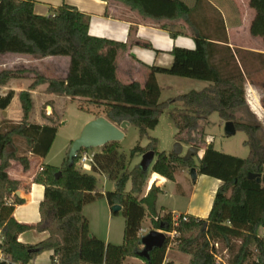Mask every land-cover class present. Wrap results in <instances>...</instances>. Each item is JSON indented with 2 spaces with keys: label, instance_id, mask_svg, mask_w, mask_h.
<instances>
[{
  "label": "trees",
  "instance_id": "trees-1",
  "mask_svg": "<svg viewBox=\"0 0 264 264\" xmlns=\"http://www.w3.org/2000/svg\"><path fill=\"white\" fill-rule=\"evenodd\" d=\"M115 1L124 3L146 19L157 22L183 19L194 26L191 23L193 9L181 0ZM35 3V0H0V55L66 57L70 59V66L65 80H47L37 75L29 90L19 95L23 120L18 124L8 121L0 124V228L5 235V250L23 264L46 251L54 252L52 264H126L129 259L145 264H165L169 241L174 234L179 251L191 257L189 264H222L217 260L219 244L229 250V264H258L253 260L255 254L263 260L264 236L259 232L264 230V143L259 124L243 122L242 113L249 110V104L246 78L241 69L230 60L225 66L222 62H214L213 44L199 34L196 50L174 48L173 66L170 69L151 68L145 86L138 82L124 84L117 76V59L126 49L124 44L90 36V17L73 6L64 4L54 9L51 16H39L34 11ZM249 7L255 12L250 34L261 38L264 44V0H250ZM170 32L176 36L172 28ZM17 74L1 72L0 88ZM157 74L206 81L211 85L202 91H191L160 102ZM42 84H48L51 94L84 99L87 104L103 109L105 118L114 125L129 122L139 130L141 138L157 128L165 110L181 104L180 110L171 113L178 141L197 149L192 133L198 131L200 121L217 113L225 122H234L237 132L246 133L249 156L241 159L219 152L211 143L196 165L194 158L185 161L174 153L158 152V140L150 138L149 145H137L129 159L119 151V143L103 147L95 154L93 171L86 173L78 165L79 158L70 165L68 155L62 168L45 165L34 178V183L45 187L41 223L36 226L21 224L13 213L15 205L23 203L16 195L22 184L9 177L8 169L12 161H17L28 171L27 155L30 153L47 158L58 132L55 121L48 125L29 122L34 109L30 91ZM14 97L13 91L6 96L0 91V110L6 111ZM86 103L80 104V109L90 112ZM95 116L99 118L101 114ZM184 135L188 136L185 140ZM19 139L27 146V153L21 156ZM150 151L155 152V161L148 172L140 165L129 169L135 156ZM181 166L189 170L196 168L198 176L223 183L207 219L180 214L175 222L172 213L164 214V209L158 211V197L163 190L156 185L139 198L150 174H155V182H161L160 177L175 182ZM59 172L62 175L57 177ZM250 174L261 175V182L249 179ZM96 175L114 183L115 190L101 193ZM129 183L132 185L130 191L127 190ZM11 198H14L13 203H10ZM99 198H105L110 207L123 208L122 245L106 244L90 232L84 207ZM146 219L151 221L154 230L167 235L166 245L152 251L149 260L139 255L142 250L140 233ZM32 230L48 232L50 237L37 245L18 242L20 234Z\"/></svg>",
  "mask_w": 264,
  "mask_h": 264
},
{
  "label": "crops",
  "instance_id": "crops-1",
  "mask_svg": "<svg viewBox=\"0 0 264 264\" xmlns=\"http://www.w3.org/2000/svg\"><path fill=\"white\" fill-rule=\"evenodd\" d=\"M181 1L193 9L191 23L196 29L183 19L157 22L143 18L137 11H133L124 3L115 0L108 2L103 0H35L34 11L39 16H51V10L64 4L73 6L90 17V36L124 44L126 49L120 52L117 59V76L124 84L138 82L145 86L151 68L170 69L174 64L172 55L174 48L194 51L197 48L196 38L202 34L213 44L214 62H222L225 66L230 60L231 64H236L241 69L246 78L247 102L251 103L255 113H262L263 110L258 103L259 97L261 99L264 96V84L261 89V85L255 82L252 75L264 74V44L261 38L253 37L250 34V26L255 17V12L249 7L250 0ZM162 26L167 27L163 28ZM171 28L172 32L176 34L175 37L171 35ZM69 66L70 59L66 57L40 58L17 54L0 55V73L3 71L18 73L6 86L0 88L3 96L11 91L15 92V97L7 110H0V124L4 121L18 124L23 120L22 106L18 113L13 112L12 106L17 100L20 101L19 95L22 92L29 90L37 75L47 80H65L68 76ZM156 80L161 89V96L162 84H164L171 91L178 92L174 98L191 92L190 90L193 88H197L193 91H202L211 85L206 81L166 74H157ZM30 93L33 102L36 96L42 98V109L40 114H36L35 117L32 112L29 122L48 125L51 124V121H55L56 117L51 115L53 109L49 104H54L53 97L65 96L49 93L48 84L39 85ZM252 99L256 104H252ZM44 106L48 113H43ZM4 112L7 116L3 115ZM211 143L214 144L209 138L207 144ZM27 156L30 160L28 171H25L17 161H12L11 167L8 169L9 177L22 184L19 191L21 197H24L22 204L15 205L13 216L21 224L36 226L42 221L41 211L45 201V187L34 183V178L43 166L50 164L46 163L47 158L43 159L31 153ZM63 164L61 166L51 164V166L62 168ZM177 174L175 182L160 176L161 182L152 180L144 196L148 194L153 185H156L163 190V193L158 197V211L164 209V214H185L207 219L212 211L217 191L223 183L207 176H198L196 186L189 189L184 185L187 183L188 175H182L180 181ZM205 186H207V191L203 192L200 188ZM131 187L132 185L129 183L127 190L130 191ZM174 196L179 197L178 202L172 201ZM104 200L109 209V219H112L114 214L112 207L106 199ZM13 202L14 198L10 199V203ZM85 208L86 206L84 210ZM89 225L92 236L106 244H112L109 234L103 237L97 233V229L93 231L91 223ZM49 237L48 232L32 230L20 234L18 242L25 245H37ZM53 256V251H46L31 262L33 264H52Z\"/></svg>",
  "mask_w": 264,
  "mask_h": 264
},
{
  "label": "rangeland",
  "instance_id": "rangeland-1",
  "mask_svg": "<svg viewBox=\"0 0 264 264\" xmlns=\"http://www.w3.org/2000/svg\"><path fill=\"white\" fill-rule=\"evenodd\" d=\"M247 13V8H246ZM51 15H53V10H51ZM259 46V45H258ZM247 59L249 57L247 56ZM253 79L256 83H259L261 89L264 84V74H256L252 75ZM163 91L162 96L160 97V102L168 101V99L174 98L178 92H173L171 89L167 88L168 86L162 84ZM197 89V88H193ZM190 90V91H193ZM186 91V90H182ZM189 91V90H187ZM195 91V90H194ZM199 91V90H198ZM186 93V92H185ZM247 96V92H246ZM40 97L36 96L34 98V109L32 115L35 117L36 114H40L42 109ZM54 104L50 103L52 106L53 112L51 111V115L56 117L55 121L58 126V132L55 138V141L52 145V148L48 154L46 159V163L62 165L66 158L69 155L71 146L73 142L78 139L84 129V127L89 123L88 121H92L96 118L95 115L101 114V117H105L103 113V109L99 110L96 107L89 105L83 99H75L67 98V97H53ZM252 104H256L252 99ZM86 103V107L90 109V112L86 110L80 109V104ZM249 110H246L242 113L243 122L248 124H259L261 127L260 138L264 143V96L260 99L259 97V106L263 110L262 113H255L252 110V105L249 103ZM182 108L181 104H177L171 106L167 110L164 111L163 115L160 118L159 125L155 130L149 131L148 136L145 138H141L139 130L131 126L125 131L124 139L119 142V151L126 155L129 159L131 156V152L136 148L137 145H141L142 147H147L150 143V138H154L158 140L157 150L158 152H166L167 154L173 153L175 150L176 144L178 141V130L175 127L174 121L171 118V113L180 110ZM12 110L15 113L21 111L20 101L17 100L16 103L13 104ZM43 113H48L46 106L43 107ZM87 122V124H85ZM226 123L220 116L215 113L206 119L200 121V127L198 131L192 133V137L194 138V144L198 146L199 152L194 157V163L196 165L199 164L200 158L203 157L204 150L207 147V140L211 138L214 143L213 146L215 150L238 157L241 159H246L249 156V148L245 145L248 137L246 133L242 131H238L235 136L228 137L225 134V126ZM188 138L187 135L183 136L185 140ZM183 147L184 157L189 149L184 142H180ZM17 145L20 149V156L27 153L26 143L19 139ZM103 148V147H102ZM102 148L88 150L89 153H99ZM143 155H137L132 160L129 169L131 170L136 165H140L142 161ZM155 161V160H154ZM189 168L181 166L178 169V178L181 181L182 175L186 174L187 183L184 184L189 187V189H193L196 186V181H193ZM98 180V190L101 193L113 192L115 190V184L107 180L104 176L96 175ZM155 179V175L150 174L147 186L144 189V193L139 196L142 198L151 185L152 180ZM203 192L207 191V186L200 188ZM13 199V198H11ZM105 198H99L95 202L86 205L85 210L83 211L84 216L89 220V224L91 223V227L93 231L97 229V233L99 235H110V241L113 245H122L123 243V234L125 227V218L122 212L115 213L112 215V219H109L108 207L106 205ZM179 197H172V201L178 202ZM91 221V222H90ZM90 226V225H89ZM154 230L149 219H146L144 226L142 227V231L140 233L141 237L146 236L150 231ZM260 235L264 236V230H260ZM176 236L174 234L171 235L170 244L167 250V259L165 264H189L191 257L185 254H182L178 249V244L175 241ZM239 244V242L237 243ZM253 257V260H261L259 257ZM231 258V254L229 250L222 244L217 245V260L222 264H229V260ZM126 264H145V262L138 259H129Z\"/></svg>",
  "mask_w": 264,
  "mask_h": 264
},
{
  "label": "water",
  "instance_id": "water-1",
  "mask_svg": "<svg viewBox=\"0 0 264 264\" xmlns=\"http://www.w3.org/2000/svg\"><path fill=\"white\" fill-rule=\"evenodd\" d=\"M4 116H7L6 113H3ZM131 126L129 122H123L120 126L114 125L105 117H99L90 121L83 129L80 137L76 139L69 152V162L70 165L74 164L78 154L82 150H93L105 147L109 144L119 143L125 137V131ZM225 134L228 137L235 136L237 134V127L234 122L229 121L225 126ZM184 147L178 142L175 146L174 154L178 157H182ZM199 152V149L190 147L184 157L185 161L194 158ZM155 160V152L150 151L143 155L140 167L144 172H148L153 165ZM62 174L59 172L57 177H60ZM190 176L193 181H196L198 178V172L196 168L190 170ZM249 179L261 182V175L250 174ZM16 195L24 200V197H21L20 191ZM114 213H119L123 211V208L119 205L112 207ZM167 243V235L163 231L152 230L146 236L141 238L142 250L139 252L141 258L149 260L150 253L155 249H162Z\"/></svg>",
  "mask_w": 264,
  "mask_h": 264
},
{
  "label": "built area",
  "instance_id": "built-area-1",
  "mask_svg": "<svg viewBox=\"0 0 264 264\" xmlns=\"http://www.w3.org/2000/svg\"><path fill=\"white\" fill-rule=\"evenodd\" d=\"M77 158H79V167L83 172L86 173H91L93 171V166L95 165V154L89 153L88 150H82ZM42 171V168L40 169ZM180 215H174V221L176 222L178 220ZM184 220H187L184 218ZM5 235L3 232V228H0V264H23L21 262H17L14 260L12 255H10L6 250H5ZM258 264H264V261H258ZM28 264H33L32 262Z\"/></svg>",
  "mask_w": 264,
  "mask_h": 264
}]
</instances>
